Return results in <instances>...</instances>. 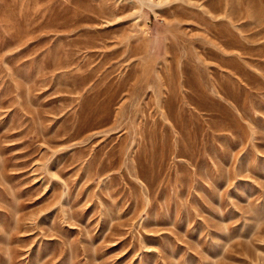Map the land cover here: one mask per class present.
I'll list each match as a JSON object with an SVG mask.
<instances>
[{
  "label": "rangeland",
  "instance_id": "1",
  "mask_svg": "<svg viewBox=\"0 0 264 264\" xmlns=\"http://www.w3.org/2000/svg\"><path fill=\"white\" fill-rule=\"evenodd\" d=\"M0 264H264V0H0Z\"/></svg>",
  "mask_w": 264,
  "mask_h": 264
}]
</instances>
